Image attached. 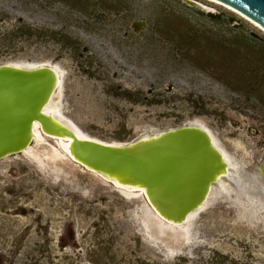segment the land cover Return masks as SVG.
<instances>
[{"label":"rangeland","instance_id":"rangeland-1","mask_svg":"<svg viewBox=\"0 0 264 264\" xmlns=\"http://www.w3.org/2000/svg\"><path fill=\"white\" fill-rule=\"evenodd\" d=\"M194 1L215 10L188 0H0V64L60 63L69 114L109 142L203 117L254 175L264 162V29L227 4ZM137 20L147 27L135 31ZM68 169L57 182L21 155L0 161V264H264V210L249 222L219 201L196 218L190 244L167 236L182 247L171 258L132 220L138 200Z\"/></svg>","mask_w":264,"mask_h":264},{"label":"water","instance_id":"water-1","mask_svg":"<svg viewBox=\"0 0 264 264\" xmlns=\"http://www.w3.org/2000/svg\"><path fill=\"white\" fill-rule=\"evenodd\" d=\"M219 1L264 28V0ZM188 2L202 10H215L194 0ZM146 27L145 20L133 24L135 31ZM58 84L59 75L51 66L26 69L0 65V161L23 154L39 123L43 136L71 137L73 156L69 157L85 172L105 174L113 186L117 180L146 187L147 201L175 222L184 221L200 206L213 182L225 172L226 161L212 134L199 124L185 123L161 130L160 134L132 140L123 147L80 139L74 134L72 121L68 129L44 114ZM261 168L264 172V164Z\"/></svg>","mask_w":264,"mask_h":264},{"label":"bare ground","instance_id":"bare-ground-1","mask_svg":"<svg viewBox=\"0 0 264 264\" xmlns=\"http://www.w3.org/2000/svg\"><path fill=\"white\" fill-rule=\"evenodd\" d=\"M215 4L225 5V3L219 0H208ZM228 6V5H227ZM230 7V6H229ZM233 10L237 11L233 7ZM239 12V11H237ZM249 20L256 23L254 20L239 12ZM259 25L258 23H256ZM260 26V25H259ZM262 27V26H260ZM264 29V28H263ZM3 64H10L15 67H22L26 69H34L40 67L51 66L59 75V86L52 94L50 101L44 107L43 111L45 116L53 120L58 126L66 127L69 129L73 124L74 134L80 139H88L92 141L101 142L109 146H126L127 142H109L99 137L91 135L85 131L79 123L69 114V110L65 101V92L67 84V70L58 62L52 60L31 61V60H13ZM1 65V64H0ZM68 121H66V120ZM72 121V122H71ZM70 122V123H69ZM189 124H199L205 127L213 136L216 148L220 150L226 161V170L222 173L210 187L209 193L203 200L200 206L195 208L187 215V218L181 222H175L171 219L168 220L154 205L150 204L146 197V187L134 185V183H124L116 180L115 186L110 185L113 189H117L118 192L129 202L138 200L135 208L129 213L132 220L135 222L140 234L146 239V241L157 244L162 242L167 247V254L169 257L179 255L182 247L176 245L179 242L185 245L190 244L193 238V226L196 218L201 214L212 208L219 201H223L227 204L238 209V215L242 219H247L251 222L255 220L259 212L264 210V185L260 181L259 177L264 178V172L259 165L256 168V173L250 175L245 172L246 163L244 159L239 157L236 153L229 151L219 135L207 124L203 117H193L187 120ZM173 128L172 126L167 128H161L158 126H137L136 127V139L148 138L150 134H160L161 130ZM71 137L60 136V138H50L46 135H42L39 123L34 126V134L32 136V142L23 149L22 157L33 163L39 171L42 173H50L55 181L60 182L66 180L71 176L69 167L78 168L84 171V168L70 159L69 156H73L71 147ZM237 149H245L241 144L237 142ZM264 164V162H263ZM262 164V165H263ZM92 175L105 184H109L107 179H110L105 174L91 170ZM139 187V188H138ZM260 191V193H257ZM167 236L175 244L171 245L167 241Z\"/></svg>","mask_w":264,"mask_h":264},{"label":"snow or ice","instance_id":"snow-or-ice-1","mask_svg":"<svg viewBox=\"0 0 264 264\" xmlns=\"http://www.w3.org/2000/svg\"><path fill=\"white\" fill-rule=\"evenodd\" d=\"M86 139V138H85Z\"/></svg>","mask_w":264,"mask_h":264}]
</instances>
